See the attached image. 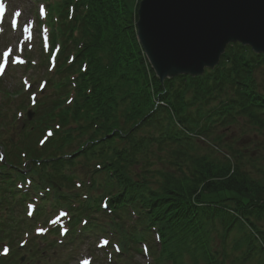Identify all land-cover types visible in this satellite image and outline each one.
I'll return each instance as SVG.
<instances>
[{
  "label": "trees",
  "instance_id": "obj_1",
  "mask_svg": "<svg viewBox=\"0 0 264 264\" xmlns=\"http://www.w3.org/2000/svg\"><path fill=\"white\" fill-rule=\"evenodd\" d=\"M102 1L105 15L103 12V16L92 29L93 35H90L86 43V54L91 58L90 71L93 74L99 71L102 88H105L103 95L108 100L107 108L111 119L104 125V129L107 133H111L114 129L122 131V134L116 132V135L126 143L122 152L127 153L129 159L124 156L122 158L124 162L128 163L138 154L134 147L142 145V141L135 137V130L132 128L144 117H147V121L150 120L151 123L159 124L161 119L165 120L167 117L166 113H171L172 116L167 117L168 121L165 122L166 126L178 121L187 129L204 130L206 127L204 119L208 120L214 112L203 113L202 110L211 99L216 102L220 99L216 92L219 95L225 92L223 89L228 87L225 85L226 81L231 82L229 86L231 96L237 103L233 104V108L234 105H238L241 117L247 119L248 127L253 126L256 131L264 132V108L261 106V110L255 107L256 104H264V85L258 88V84L255 83V86L252 82H256L257 74L262 72L260 78L264 83L262 66L264 55L255 54L249 47L232 50L236 46H228L214 73L197 78L179 76L166 81L163 85L156 78L138 42L136 11L140 0ZM116 50L118 60L115 65L111 56ZM218 81H221L219 85ZM247 85H251L256 90L252 89L246 94L244 89H241ZM234 86L238 88L235 89ZM213 91V97L210 99L212 95L209 94ZM249 98H254L255 105L250 103ZM158 102L163 104L159 106V103L157 107ZM220 108L225 107L221 105ZM224 117L223 115L222 118ZM122 119L127 127L121 125ZM220 121L225 123L222 119ZM211 126L207 128L210 130ZM146 127L150 125L145 124ZM205 136L207 137L208 133ZM240 142L242 140L238 143ZM152 143H155L153 139L149 141V144ZM238 143L228 146L231 159H227L226 155L220 158L219 153L193 155L180 150L175 160L180 159L181 156L183 163L190 166L171 168L169 172L166 170V173H160L162 178L149 177L144 171L142 172L141 177L144 176L148 181L152 180L156 185L151 190L147 185L145 186L146 195L151 196L150 199L147 196L145 201L152 202V206L155 205L148 213L150 221L163 225L169 224L172 218L177 219L176 223L180 224V229L172 225L171 237L182 239L181 242L189 248L196 264H201L202 260L206 261V264H214L216 256L211 250L212 238L219 225L229 231L233 229L231 220L234 216L231 220L228 216L232 206L237 207L236 212H239L242 218L253 215L259 223L264 221V152L253 155L249 152V148L247 149V145L240 146ZM217 145L219 146V143ZM263 147L264 143L258 144V152L262 151ZM184 149H188L187 146ZM162 150L164 148L161 147L159 151ZM114 151L112 148L111 155H102L103 163L110 164L109 162L115 160L112 155ZM130 151H132L131 156ZM193 151L197 150L193 148ZM116 162H113L112 166L120 168L125 179L131 181L130 175L127 176L128 172L123 169L127 165L119 167V162ZM208 196L215 198L207 200ZM233 211L235 212V209ZM196 219L198 222L189 225ZM217 222L220 224L217 225ZM246 225L253 233L258 235L264 233L257 228L256 223L247 221ZM198 229L201 230L202 236L198 233ZM193 239H195L194 243ZM255 239L252 233L247 234V243L250 245ZM166 249H171L170 242Z\"/></svg>",
  "mask_w": 264,
  "mask_h": 264
},
{
  "label": "water",
  "instance_id": "obj_2",
  "mask_svg": "<svg viewBox=\"0 0 264 264\" xmlns=\"http://www.w3.org/2000/svg\"><path fill=\"white\" fill-rule=\"evenodd\" d=\"M138 36L161 78L201 74L231 41L264 52V0H142Z\"/></svg>",
  "mask_w": 264,
  "mask_h": 264
},
{
  "label": "rangeland",
  "instance_id": "obj_3",
  "mask_svg": "<svg viewBox=\"0 0 264 264\" xmlns=\"http://www.w3.org/2000/svg\"><path fill=\"white\" fill-rule=\"evenodd\" d=\"M262 66H264V65H262ZM261 73L262 72H259V75H257L259 85H261V80L259 79L261 77ZM12 84H14V82H12ZM6 86L8 88L10 87L9 90H15L14 87L13 86H9L8 83H6ZM44 95H46L44 97V99L48 98L51 95V90L46 91V93ZM207 110H208V108L206 107V108H203L202 111H203V113H205V112H207ZM248 130H249V132L246 133L247 134L246 136L250 138L251 142L256 140V139H258L259 142L264 143V134L262 135V132H260V131L255 132L253 128L252 129L250 128ZM224 133L227 134L226 131H224ZM238 134H239V130L237 132V135ZM240 134H243V133H240ZM237 135H236V137H237ZM228 136H229V133H228ZM238 137H239V135H238ZM249 138H248V140H249ZM219 142H218V140H215V139L206 140L203 143L201 142L202 144L196 145V149H199L198 152L196 151V154H206L209 151L218 150L217 148H215V146ZM220 143H221L220 146H221V150H222V152H221L222 154L220 155V158H224V155H226V158L230 159L231 158V152H230V150L228 148L229 143H224L223 141H221ZM262 149L263 150L259 151L258 153L264 152V147ZM251 150H254V148H252ZM237 234H238V232H236V230L233 231L232 234H230V238L227 240V251H228V255H229V259H228V263L227 264H234V263L236 264V260L235 259H236L237 255H238V252L234 251L235 247H232V245H233V241L235 239H237V238H235V236ZM242 245L244 246V248L246 250V240L244 238L242 239ZM258 246L259 247L262 246V249L259 252H257L256 254H254L253 258L250 261L251 263H247V264H264V238H262L261 240L258 241ZM221 248L222 247H221V243L219 242V239H216V241H215V249L220 251ZM245 253H246V251H245ZM53 254H55V256L57 257V260H58V262H56V264H75L74 261H68L67 260L68 256L70 255L68 252H65V253H61V252L54 253L53 252ZM100 259L101 260H98V262L96 264H110V263H107L105 258L101 257ZM138 263L139 264H144V259L138 260ZM39 264H45V263H39Z\"/></svg>",
  "mask_w": 264,
  "mask_h": 264
},
{
  "label": "snow or ice",
  "instance_id": "obj_4",
  "mask_svg": "<svg viewBox=\"0 0 264 264\" xmlns=\"http://www.w3.org/2000/svg\"><path fill=\"white\" fill-rule=\"evenodd\" d=\"M0 7H2V5H0Z\"/></svg>",
  "mask_w": 264,
  "mask_h": 264
}]
</instances>
